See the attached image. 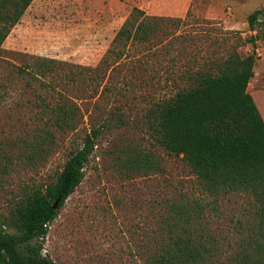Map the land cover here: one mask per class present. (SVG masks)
Listing matches in <instances>:
<instances>
[{
    "label": "rangeland",
    "instance_id": "rangeland-1",
    "mask_svg": "<svg viewBox=\"0 0 264 264\" xmlns=\"http://www.w3.org/2000/svg\"><path fill=\"white\" fill-rule=\"evenodd\" d=\"M242 1L190 0L184 13L178 0H33L0 52V221L6 231H13L7 224L15 202L30 189L54 182L90 129L117 112L126 124L118 127L112 121L94 140L82 182L39 240L41 255L54 264H137L150 252L162 231L165 204L195 195L199 185L180 156L166 153L150 138L143 117L153 102L184 87L188 74L204 63L230 52L246 56L252 46L260 47L264 17L254 25L256 39L229 29L235 23L248 25L251 8H242ZM134 8L167 20L149 43L131 47L108 83H101L103 71L87 73L79 67L98 66ZM38 56L64 62L50 78L54 92L15 75ZM69 73L76 80H69ZM98 82V96L90 98ZM58 92L79 107L74 131L58 130L42 110L38 95L46 96L50 106L61 99ZM128 150L148 155L157 169L136 173L122 167L117 158L124 159L122 152ZM248 201L228 194L220 202L222 217L210 219L219 239L238 237L229 220L244 214ZM231 250L222 246L216 263L229 264Z\"/></svg>",
    "mask_w": 264,
    "mask_h": 264
},
{
    "label": "trees",
    "instance_id": "trees-1",
    "mask_svg": "<svg viewBox=\"0 0 264 264\" xmlns=\"http://www.w3.org/2000/svg\"><path fill=\"white\" fill-rule=\"evenodd\" d=\"M32 1L0 0V52H4V40ZM261 17L262 9L248 15V28L253 31ZM166 20L134 8L98 66L79 68L87 73L103 71L100 81L107 80V84L129 49L149 43ZM256 60L252 46L246 56L230 52L206 62L188 74L187 84L172 97L153 102L146 110L143 119L150 138L166 153L182 158L196 178L199 191L165 204V213L160 215L162 231L158 230L153 249L139 256L137 264H217L215 254L224 245L232 249L229 264H264V121L247 92ZM62 64L55 59L32 57L31 62L18 67L15 75L45 93L54 92L50 78ZM69 74V80H76L75 73ZM99 84L90 98L98 96ZM58 93L61 99L50 106L46 96L38 95L42 110L49 113L58 130L74 131L79 107ZM112 121L118 127L126 124L121 114L111 112L108 121L84 136L81 147L69 155L54 182L30 189L15 202L7 224L12 232L6 231L5 223L0 221V264H54L41 255L39 240L45 238L48 225L82 182L94 140ZM122 153L124 159L117 158L122 167L136 173L157 169L148 155L133 150ZM228 194L250 200L244 214L228 219L238 235L231 239L233 243L226 237L219 239L210 228L211 217H222L220 202Z\"/></svg>",
    "mask_w": 264,
    "mask_h": 264
},
{
    "label": "crops",
    "instance_id": "crops-1",
    "mask_svg": "<svg viewBox=\"0 0 264 264\" xmlns=\"http://www.w3.org/2000/svg\"><path fill=\"white\" fill-rule=\"evenodd\" d=\"M178 2L180 4L184 3V6L186 7V9L183 12L186 13L190 0H183V1L178 0ZM241 6L244 9L251 8V10L249 11V15H250L251 13H253L254 11L258 9H262L264 11V0H255V2L250 1V0H244L241 2ZM175 12H178V11L175 10ZM234 15H236V10H234ZM224 22L226 23V21ZM229 29L230 30H241L242 35H249L251 37L253 36L256 39L254 30L253 31L250 30L248 28V25H246V23H243L242 27H237L236 23L232 24L229 27ZM258 43L260 44V42L256 40L255 44H258ZM254 50L257 56V60L253 67V76L249 80V83L247 85V92L252 97L264 121V42L263 41L261 42L260 47L255 46Z\"/></svg>",
    "mask_w": 264,
    "mask_h": 264
},
{
    "label": "water",
    "instance_id": "water-1",
    "mask_svg": "<svg viewBox=\"0 0 264 264\" xmlns=\"http://www.w3.org/2000/svg\"><path fill=\"white\" fill-rule=\"evenodd\" d=\"M58 202H59V200H57V201L55 202V204L53 205V208H55V207L57 206Z\"/></svg>",
    "mask_w": 264,
    "mask_h": 264
}]
</instances>
